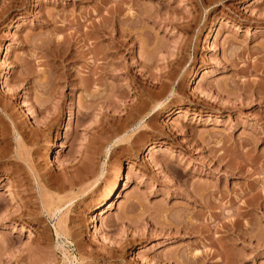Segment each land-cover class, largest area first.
Instances as JSON below:
<instances>
[{
  "label": "rangeland",
  "instance_id": "374dc122",
  "mask_svg": "<svg viewBox=\"0 0 264 264\" xmlns=\"http://www.w3.org/2000/svg\"><path fill=\"white\" fill-rule=\"evenodd\" d=\"M0 82V264H264V0H0Z\"/></svg>",
  "mask_w": 264,
  "mask_h": 264
},
{
  "label": "bare ground",
  "instance_id": "6f19581e",
  "mask_svg": "<svg viewBox=\"0 0 264 264\" xmlns=\"http://www.w3.org/2000/svg\"><path fill=\"white\" fill-rule=\"evenodd\" d=\"M215 3H217L216 1H214ZM13 5V4H12ZM118 5V4H117ZM13 6H15V5H13ZM18 6V5H17ZM16 6V7H17ZM8 7V9L6 10L7 12H10V11H13V10H15V8H12V6L10 5V6H7ZM21 7V6H20ZM18 8V7H17ZM117 8V7H116ZM120 7H118V9H119ZM109 10V9H108ZM116 10V9H115ZM6 13V12H5ZM111 13V12H110ZM133 14V13H132ZM90 15H92V14H90ZM93 16V15H92ZM105 16V15H104ZM102 18V17H101ZM138 18V17H137ZM100 19V18H99ZM98 19V20H99ZM104 19H105V17H104ZM116 19V18H115ZM126 19V18H125ZM91 20V19H90ZM93 20V19H92ZM91 20V21H92ZM97 20V21H98ZM109 20V19H108ZM112 20H114L113 18H112ZM117 20V19H116ZM96 20H95V24L93 25H90V26H93L94 27V30L92 29V31L91 30H86V31H90V33L88 34L89 36H91L92 38H94V39H97V41H99V40H106L107 39V36H106V34L108 33L109 34V32H107L106 31V29H107V27H108V22H99V23H96L97 22ZM133 21V20H132ZM134 21H136V20H134ZM93 22H94V20H93ZM116 22V21H115ZM90 23V22H89ZM88 23V24H89ZM117 23V22H116ZM132 24H133V22H131ZM130 23V24H131ZM111 24V23H110ZM130 24H128V25H130ZM113 25V24H112ZM117 25V24H116ZM88 26V25H87ZM126 26V25H125ZM131 26H134V25H130V27ZM135 26H137L136 24H135ZM114 28V27H113ZM115 29V28H114ZM113 29V30H114ZM117 29V28H116ZM129 29V28H128ZM128 29H126V30H128ZM108 30H109V28H108ZM113 30L111 29V33H113ZM124 30V29H123ZM121 31V30H120ZM125 31V30H124ZM130 31V30H129ZM107 32V33H106ZM115 32V31H114ZM116 32H117V30H116ZM126 32H128V31H126ZM86 32H84V34H85ZM106 33V34H105ZM117 33H119V37H117L116 35H115V37L114 36H112L113 34H111V36L109 37V41H107V43L109 42L110 43V45H111V47L109 46V45H107V47H105V45L103 46V47H105V48H103V47H99L101 50L99 51V50H97V52H98V54H99V56H97L98 58H100V59H102L103 61H101L100 63H101V70H104V71H102V75H100V73H97V74H99L100 76H104L106 73H107V70H109L110 69V65H111V61H110V59H107V57L108 56H113V57H115V55H116V53L118 52V50H120L121 49V47L122 46H124L125 45V42H126V40L124 39L125 37H124V33H120L119 31L117 32ZM116 33V34H117ZM82 34V33H81ZM80 34V35H81ZM84 34H83V36H84ZM110 35V34H109ZM108 35V36H109ZM118 35V34H117ZM128 35V34H127ZM82 36V35H81ZM88 36V37H89ZM125 36H126V33H125ZM129 36V35H128ZM122 37V38H121ZM124 37V38H123ZM84 38V40H82V43H83V41H85V37H83ZM98 38H100L99 40H98ZM93 39V40H94ZM104 40V41H105ZM103 41V42H104ZM106 41H105V43H106ZM61 42L62 41H57L56 43H55V49H56V51L58 52H60L61 50H60V48H61ZM86 42V41H85ZM93 42V41H92ZM103 42H101V43H103ZM70 43H71V41H70ZM75 42H73L72 41V43L71 44H74ZM91 43V42H90ZM96 41L95 42H93L92 44H94V46L96 45ZM100 43V42H99ZM100 43V44H101ZM106 43V44H107ZM104 44V43H103ZM70 45V44H69ZM68 45V46H69ZM83 45V44H82ZM67 46V47H68ZM108 46L110 47V48H113V50H111L110 48H109V50L110 51H108ZM64 48V47H63ZM68 48H70V47H68ZM71 48H72V46H71ZM98 48V47H97ZM96 48V49H97ZM7 49H9V48H7ZM62 49V48H61ZM70 50V49H69ZM71 50H74V48H72ZM115 50V51H114ZM84 51V50H83ZM58 52V53H59ZM62 52V51H61ZM71 52V51H70ZM74 52H75V50H74ZM77 53H79V52H77ZM81 53V52H80ZM60 54V53H59ZM97 54V53H96ZM96 54H95V57H96ZM70 55H72L71 57H74L75 55H77V54H74L73 52H71V54ZM92 55H94L93 53H92ZM77 57V56H76ZM93 57V59H94V56H92ZM96 57V58H97ZM110 58V57H109ZM113 59V58H112ZM99 67H100V65H98ZM98 66H96V67H98ZM98 67V68H99ZM95 69V68H94ZM93 71H95V70H93ZM96 72H101V71H96ZM67 79H65L67 82L66 83H68V82H71V80H69L68 79V77H66ZM96 78H99V76H97ZM96 78H95V80H96ZM92 82H93V79L92 80H90V82H89V84L87 85V86H91V84H92ZM95 83H96V81H94ZM97 82H98V80H97ZM1 83V82H0ZM144 101V100H143ZM16 103V102H15ZM159 104V103H158ZM160 105V104H159ZM17 106V105H16ZM15 106V107H16ZM158 105L156 104H154L153 105V107L152 108H154V107H157ZM59 106H58V110H59ZM151 108V109H152ZM150 109V110H151ZM153 110V109H152ZM136 111V110H135ZM136 113V112H135ZM138 114V113H137ZM130 115H131V112H130ZM135 115V114H134ZM139 115H140V113H139ZM141 116V115H140ZM150 116V115H149ZM130 117V116H129ZM138 117V116H137ZM56 118V117H55ZM55 118H53L54 119V122H56V120H55ZM140 119H142L143 117H139ZM152 118H153V114L146 120L148 123V125H150V121L152 120ZM139 119V120H140ZM153 121V120H152ZM152 121H151V123H152ZM51 122V121H50ZM51 125V124H50ZM52 125H54V123L52 124ZM141 125V124H140ZM146 125V123L145 124H143V125H141V126H145ZM50 127H52V126H50ZM110 129V127H107V130H109ZM115 129V128H114ZM51 130V129H50ZM106 129H105V131H104V133H107L106 131H107ZM142 128H141V130L140 131H138V133L135 135V136H139V134H141V132H142ZM115 132V131H114ZM107 136V135H106ZM128 138V137H127ZM125 140H126V138H125ZM128 140V139H127ZM119 141H122V139H119L117 142H119ZM153 148V147H152ZM79 163H80V161H79ZM30 164V163H29ZM29 164H26L30 169H31V171L33 170L32 169V166L31 165H29ZM78 164V163H77ZM87 165V164H86ZM85 166V165H84ZM84 166H83V168H78L79 166H75V168H78V169H76V172H74V170H73V172L72 173H70L69 172V170H68V172H69V174L68 175H65L64 176V178L63 179H61V180H63L62 181V183L60 184V182H59V184L57 185L56 183H54L53 181H52V179L54 180V178H51V179H48V180H46V182L47 183H49V186H50V184H51V186H52V184L54 183L55 185H56V187L55 188H58L59 190L61 189V190H65V189H68V190H71L73 193H71V195H70V197H67L68 198V200H67V202H70L73 198H75V197H78V196H81L83 193H85L87 190H88V188H91L96 182H97V178L95 179V180H93V182L91 183L89 180H88V178L91 176V174H93L92 173V171L93 170H90L87 166V168L85 167L84 168ZM37 171V170H36ZM67 171V170H66ZM66 171H65V173H66ZM67 172V173H68ZM34 173V172H33ZM42 175H43V173H42ZM44 176V175H43ZM57 176V175H56ZM53 177V176H52ZM92 177V176H91ZM45 178V177H44ZM43 178V179H44ZM50 178V177H49ZM42 179V178H41ZM47 179V178H46ZM56 179V178H55ZM58 179V178H57ZM50 181H52V182H50ZM45 182V181H44ZM17 184V183H16ZM21 184V183H20ZM54 184H53V186H54ZM116 184V180L114 181V183H113V187H114V185ZM19 185V184H18ZM22 185H23V183H22ZM48 187V186H47ZM52 188V187H51ZM55 190V189H54ZM57 195V194H56ZM55 196V195H54ZM63 198V197H62ZM81 199V198H80ZM25 201V200H24ZM30 201V200H29ZM29 201H25V203L23 202L22 203V205H21V211H20V214H19V216L18 217H28V219L29 218H31L30 216L32 215L31 214V212L30 211H32V210H28V209H30V208H28V209H26L27 207H29L28 205L30 204V202ZM109 202V201H108ZM29 203V204H28ZM32 203V202H31ZM107 203V202H106ZM105 203V204H106ZM104 204V205H105ZM110 204V203H109ZM108 204V205H109ZM62 205H64V203H61V199L60 198H55V197H49V199L47 200V202H44L43 203V205L42 206H44L45 208H46V210L48 211L47 213H49L50 215H56L57 214V212H59L60 210H61V207H62ZM27 206V207H26ZM110 206V205H109ZM23 207V208H22ZM103 210H104V208H103ZM102 210V211H103ZM101 211V210H100ZM106 213V212H105ZM104 214V213H103ZM33 216V215H32ZM101 216H103V215H101ZM13 217H15V216H13ZM17 217V216H16ZM13 219V218H12ZM16 219V218H15ZM19 219V218H18ZM32 219V218H31ZM56 231L58 230V231H61V229H62V220H61V218H58L57 219V222H56ZM95 227H97V225L95 226ZM98 228V227H97ZM96 230V229H95ZM100 230V229H99ZM97 232V231H96ZM59 233V232H58ZM99 233V232H98ZM94 234V233H93ZM96 234V233H95ZM97 235V234H96ZM99 236V235H98ZM100 237V236H99ZM102 238H103V236H101ZM101 238V239H102ZM202 256V255H201ZM204 257H205V255H204ZM197 258V257H196ZM199 258H201L200 256H199ZM198 258V259H199ZM193 260H194V257L192 258ZM201 259H203V258H201ZM191 260V259H190ZM193 260H191V262L193 261ZM204 260H205V258H204ZM204 260H202L203 262H204ZM196 260H194L193 262H192V264L195 262ZM188 262V261H187ZM189 263H190V261H189ZM200 263H202V262H200Z\"/></svg>",
  "mask_w": 264,
  "mask_h": 264
}]
</instances>
